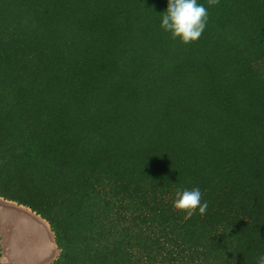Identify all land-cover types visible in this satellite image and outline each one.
I'll list each match as a JSON object with an SVG mask.
<instances>
[{"label": "trees", "instance_id": "16d2710c", "mask_svg": "<svg viewBox=\"0 0 264 264\" xmlns=\"http://www.w3.org/2000/svg\"><path fill=\"white\" fill-rule=\"evenodd\" d=\"M198 2L184 45L166 0H0V199L45 221L51 264L264 253V0Z\"/></svg>", "mask_w": 264, "mask_h": 264}, {"label": "rangeland", "instance_id": "374dc122", "mask_svg": "<svg viewBox=\"0 0 264 264\" xmlns=\"http://www.w3.org/2000/svg\"><path fill=\"white\" fill-rule=\"evenodd\" d=\"M57 255L45 221L24 207L0 199L1 264H51Z\"/></svg>", "mask_w": 264, "mask_h": 264}, {"label": "clouds", "instance_id": "9594fccd", "mask_svg": "<svg viewBox=\"0 0 264 264\" xmlns=\"http://www.w3.org/2000/svg\"><path fill=\"white\" fill-rule=\"evenodd\" d=\"M167 7L160 13L159 27L173 40L188 45L196 42L206 28L208 9L198 0H166ZM216 0H208L209 4ZM199 187H177L172 197V209L183 213L185 218L194 215L203 217L208 210V201L202 199ZM255 264H264V253L257 255Z\"/></svg>", "mask_w": 264, "mask_h": 264}]
</instances>
